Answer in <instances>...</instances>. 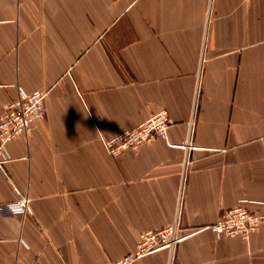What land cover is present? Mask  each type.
Segmentation results:
<instances>
[{"label":"crops","instance_id":"1","mask_svg":"<svg viewBox=\"0 0 264 264\" xmlns=\"http://www.w3.org/2000/svg\"><path fill=\"white\" fill-rule=\"evenodd\" d=\"M36 90L46 114L0 165V203L30 200L0 216V264H111L176 219L173 257L133 264H264V224L212 229L264 213V0H0V116ZM162 110L168 142L106 151Z\"/></svg>","mask_w":264,"mask_h":264},{"label":"built area","instance_id":"2","mask_svg":"<svg viewBox=\"0 0 264 264\" xmlns=\"http://www.w3.org/2000/svg\"><path fill=\"white\" fill-rule=\"evenodd\" d=\"M47 97L48 92L45 90H36L29 94L20 91L16 99L3 105V113L0 116V165L9 160L8 145L20 136H29L33 125L44 118ZM170 125L169 113L162 110L135 129L124 130L111 136L100 134V139L112 157H119L126 151L136 150L158 139L168 142ZM182 148L195 149L190 143L182 145ZM29 206L28 197L0 203V216L10 219L25 215ZM263 224L264 213L253 212L239 206L223 211L212 229L217 238L241 237L249 240L250 236ZM188 236L189 234L183 233L176 219V222L169 227L142 233L135 250L111 264H133L138 259L162 250L169 251L170 256L173 257L177 246Z\"/></svg>","mask_w":264,"mask_h":264}]
</instances>
